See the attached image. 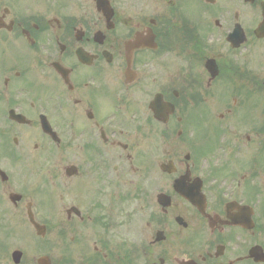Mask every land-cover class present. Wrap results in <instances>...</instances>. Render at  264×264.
I'll list each match as a JSON object with an SVG mask.
<instances>
[{
  "label": "flooded vegetation",
  "instance_id": "flooded-vegetation-1",
  "mask_svg": "<svg viewBox=\"0 0 264 264\" xmlns=\"http://www.w3.org/2000/svg\"><path fill=\"white\" fill-rule=\"evenodd\" d=\"M263 23L264 0H0V204L46 233L21 264H264Z\"/></svg>",
  "mask_w": 264,
  "mask_h": 264
},
{
  "label": "rangeland",
  "instance_id": "rangeland-1",
  "mask_svg": "<svg viewBox=\"0 0 264 264\" xmlns=\"http://www.w3.org/2000/svg\"><path fill=\"white\" fill-rule=\"evenodd\" d=\"M4 209V208H3ZM2 225H7V231H12L14 233H17V237L16 239L14 240L15 244L11 247L15 248V247H19V245H21L19 242L23 243V240H27V234L28 233H34L33 230L31 231V228L29 226V224L27 223V221H23V220H16V221H13V220H4V219H1L0 218V233L3 232V228H2ZM30 229V231H29ZM5 233V232H4ZM4 237L3 233L0 234V238L2 239ZM31 251V250H30ZM33 255V254H31ZM35 256V254L33 255Z\"/></svg>",
  "mask_w": 264,
  "mask_h": 264
}]
</instances>
